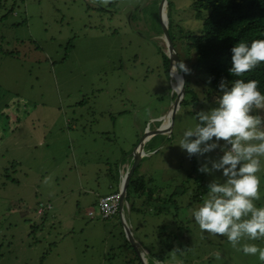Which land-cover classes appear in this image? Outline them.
Returning <instances> with one entry per match:
<instances>
[{
	"label": "rangeland",
	"instance_id": "374dc122",
	"mask_svg": "<svg viewBox=\"0 0 264 264\" xmlns=\"http://www.w3.org/2000/svg\"><path fill=\"white\" fill-rule=\"evenodd\" d=\"M168 1L172 43L189 70L172 124L162 0H0V264H264L242 251L264 248V238L234 248L195 222L208 185L226 180L211 163L229 146L189 157L179 142L223 93L189 68L183 36L202 30L194 0ZM161 117L170 132L145 143L135 168L148 195L136 204L129 195L123 208L141 259L121 217L102 219L97 203L118 190L121 168ZM206 162L209 172L198 171ZM169 231L176 239L166 246Z\"/></svg>",
	"mask_w": 264,
	"mask_h": 264
},
{
	"label": "clouds",
	"instance_id": "9594fccd",
	"mask_svg": "<svg viewBox=\"0 0 264 264\" xmlns=\"http://www.w3.org/2000/svg\"><path fill=\"white\" fill-rule=\"evenodd\" d=\"M110 2L111 0H102L105 6ZM231 52L230 72L240 77L264 62V39L253 40L250 46L240 41ZM179 67L186 73L189 71L184 64H179ZM208 83H211V78ZM258 84L256 80L244 82L237 79L229 89L227 82L222 79L219 90L223 94L218 98V106L209 112H198L196 119L199 123L194 129L186 130L179 142V147L185 150L189 157H203L219 148L221 141L229 146L223 150V155L217 162L211 163L213 170H222L223 176L226 177L225 182L208 185L207 198L202 206L193 211V216L202 232L226 236L234 248L244 239L255 241L264 238V207L258 208L254 204V201L260 199V179L257 173L261 170L260 158L264 157V116L252 114L254 110H264V95L258 90ZM159 120H162V117ZM198 171L209 172L207 162L201 165ZM123 172L124 170L120 172L118 189L123 181ZM47 181L48 178L45 183ZM125 203L126 199L123 208ZM117 215L132 235L123 209L122 214L119 211ZM136 245L141 255L138 243ZM242 251L245 255L259 254V259L264 261V248L244 243ZM159 262L161 261L158 260L156 264Z\"/></svg>",
	"mask_w": 264,
	"mask_h": 264
},
{
	"label": "trees",
	"instance_id": "16d2710c",
	"mask_svg": "<svg viewBox=\"0 0 264 264\" xmlns=\"http://www.w3.org/2000/svg\"><path fill=\"white\" fill-rule=\"evenodd\" d=\"M168 5L170 6L169 1ZM193 8L202 20V30L199 31V34L188 33L183 36L184 51L186 57L191 61L189 68L211 78V84L215 90H219L222 79L227 82L228 88H231L237 79H242L244 82L256 80L259 82L258 90L264 95V62L240 77H236L230 72L232 67L231 49L234 46L240 41L250 46L253 40L264 39V0H194ZM171 40L173 42L172 37ZM164 58L169 64V58L165 55ZM184 73L186 85L181 105L186 103L189 92L186 72L184 71ZM178 78L180 79L179 74ZM136 170L129 181L126 195V200L129 195H132L134 204L143 198L144 194L148 195V192H144L140 179L134 178ZM207 188L201 189L206 190ZM196 197L200 198L201 193L198 192ZM148 198H152V193ZM134 208L131 206V210ZM165 234L169 240L168 243L166 242V246L173 245L176 234L172 231Z\"/></svg>",
	"mask_w": 264,
	"mask_h": 264
},
{
	"label": "water",
	"instance_id": "95a60500",
	"mask_svg": "<svg viewBox=\"0 0 264 264\" xmlns=\"http://www.w3.org/2000/svg\"><path fill=\"white\" fill-rule=\"evenodd\" d=\"M168 0H162V4L160 6V13L162 15V26H163V39L165 40L166 46H167V52H168V57L170 60V78L172 79V68L175 67L177 70V72H179V76L181 78L179 80H176V82L178 83L179 86V91L176 92V99L174 102H172L171 107L166 115V117H168L169 121L171 122V124L173 123L172 120L176 114V112L178 111V109L181 106V103L184 99V93H185V73L183 70L180 69V67L178 68V65L180 64L179 62V57L177 52L175 51V48L173 46L172 40H171V36L169 33V27H168V19H167V11H168ZM167 19V23H165V18ZM165 117V118H166ZM162 120H164L162 118ZM168 123L165 124V120L164 122L160 125L159 129H157L156 131L153 132H147L146 135L143 136L142 141L140 142V144L136 147V149L133 151V153L130 155L133 158V166L130 167L129 171L126 173L125 178L123 179L122 183H121V189L119 190L120 193V202H121V208H120V214H122V209H123V204L124 201L126 199V195H127V188H128V184L129 181L132 177V174L135 170V168L138 166V163L140 162L141 158L145 156L144 153V145L145 143L150 140V138L154 135L157 134H165L167 132H169L171 130V128L167 127ZM124 224V223H123ZM124 228H125V232L127 234L128 240L131 242V245L136 249L137 253L140 256V253L138 252L137 249V245L134 241L133 236L131 235L129 229L127 228V226L124 224ZM141 258V256H140Z\"/></svg>",
	"mask_w": 264,
	"mask_h": 264
},
{
	"label": "built area",
	"instance_id": "2783aa9c",
	"mask_svg": "<svg viewBox=\"0 0 264 264\" xmlns=\"http://www.w3.org/2000/svg\"><path fill=\"white\" fill-rule=\"evenodd\" d=\"M120 189H121V185L118 191L102 196L98 199V203H97L98 215L102 219H111L114 216H116L120 211L121 208L120 193H119ZM89 215L92 217L95 216V213L90 212Z\"/></svg>",
	"mask_w": 264,
	"mask_h": 264
},
{
	"label": "bare ground",
	"instance_id": "6f19581e",
	"mask_svg": "<svg viewBox=\"0 0 264 264\" xmlns=\"http://www.w3.org/2000/svg\"><path fill=\"white\" fill-rule=\"evenodd\" d=\"M164 19L166 20V17ZM172 76H173V78H172V81H173L172 82V89H174V92L176 93V92L179 91V86H178V83L176 82V80H179V78H178V72L176 71V68L175 67L172 68ZM173 83H175V85H173ZM165 117L166 116H164V118ZM167 118L168 117H166L165 119H167ZM125 175H126V173L123 172V176H125ZM145 262H146V259H145Z\"/></svg>",
	"mask_w": 264,
	"mask_h": 264
},
{
	"label": "crops",
	"instance_id": "0c3cea01",
	"mask_svg": "<svg viewBox=\"0 0 264 264\" xmlns=\"http://www.w3.org/2000/svg\"><path fill=\"white\" fill-rule=\"evenodd\" d=\"M122 170H120V172H121ZM118 177H119V179L121 180V174L119 173L118 174ZM120 180H119V183H120ZM126 221V220H125ZM127 223V222H126ZM133 234V233H132ZM137 243V242H136ZM138 247H139V244H138ZM146 252H148L147 250H145ZM144 257H145V255H144ZM143 257V258H144ZM145 259L147 260V257H145ZM155 262H157V261H155Z\"/></svg>",
	"mask_w": 264,
	"mask_h": 264
}]
</instances>
